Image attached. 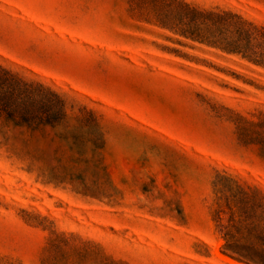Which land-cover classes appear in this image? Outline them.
<instances>
[{"label":"rangeland","instance_id":"rangeland-1","mask_svg":"<svg viewBox=\"0 0 264 264\" xmlns=\"http://www.w3.org/2000/svg\"><path fill=\"white\" fill-rule=\"evenodd\" d=\"M170 1L0 0V65L65 103L0 134V264H252L225 233L264 231V68ZM176 1L264 25V0Z\"/></svg>","mask_w":264,"mask_h":264},{"label":"trees","instance_id":"trees-1","mask_svg":"<svg viewBox=\"0 0 264 264\" xmlns=\"http://www.w3.org/2000/svg\"><path fill=\"white\" fill-rule=\"evenodd\" d=\"M167 8L168 23L177 28L180 35L224 53L240 55L264 68V25L229 10H204L184 1L171 0ZM64 104L61 96L50 88L0 65V134L8 126L29 130L54 126L64 115ZM259 126L264 128V121ZM259 137L264 150V135ZM253 198L243 193L245 204ZM252 236L254 242L246 245L241 236L225 233L226 249L252 264H264V231L255 229Z\"/></svg>","mask_w":264,"mask_h":264}]
</instances>
